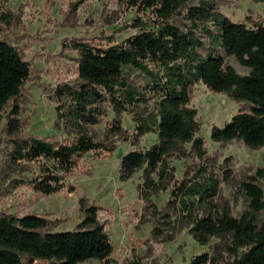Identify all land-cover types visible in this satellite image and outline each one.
<instances>
[{"label": "trees", "instance_id": "trees-1", "mask_svg": "<svg viewBox=\"0 0 264 264\" xmlns=\"http://www.w3.org/2000/svg\"><path fill=\"white\" fill-rule=\"evenodd\" d=\"M130 5L154 16L153 27L148 19H136L133 28L140 30L121 43L94 47L74 42L76 83L59 85L50 95L57 121L74 134L71 141L15 136L17 123L11 116L17 111L12 109L5 115L11 136L6 167L30 169L37 163L38 174L28 185L35 193L52 195L63 188V179L83 155L109 156L116 149L112 138L136 145L153 132L156 142L124 154L118 170L121 181L141 171L137 192L152 224L150 239L171 242L186 229L199 245L217 240L210 253L195 256L189 264H264V168L237 182L236 199L241 197L245 208L233 216L229 201L220 196V185L232 180L231 158L219 162L207 155L204 141L196 136V110L190 106L196 84L246 104L222 127L211 126L210 139L264 148V24L234 23L208 0H130ZM176 17L181 23L170 22ZM203 38L209 40L204 54ZM225 58L235 59L248 73L238 74ZM28 77V63L0 40V119ZM105 104L118 114L142 104L141 122L129 134L114 120L103 140L95 139L88 127L99 122ZM172 159L190 161L180 179L174 176ZM160 192L168 198L157 208L151 197ZM79 211L76 228L63 232L54 231L43 217L0 214V264H110L113 246L97 219L98 209L81 199ZM129 264L141 262L133 259Z\"/></svg>", "mask_w": 264, "mask_h": 264}, {"label": "rangeland", "instance_id": "rangeland-1", "mask_svg": "<svg viewBox=\"0 0 264 264\" xmlns=\"http://www.w3.org/2000/svg\"><path fill=\"white\" fill-rule=\"evenodd\" d=\"M216 9L234 23L249 21L263 23L264 4L253 0H208ZM139 13L130 5V0H0V40L15 47L29 65V77L20 96L5 108L0 119V214L22 217L35 215L52 222L56 232L72 231L81 220L79 203L95 206L97 219L104 226L113 246L110 264H129L137 259L141 264H189L195 256L210 253L217 242L212 239L206 245L197 244L182 229L171 242H154L150 239L151 222L144 203L137 192L141 183V171L130 179H119L121 157L130 151H144L156 142V134L146 133L136 145L111 140L115 151L87 153L77 162L75 168L63 179V188L56 194L35 193L28 181L38 174L37 163L30 169L7 168V153L11 136L8 134L5 115L12 109L11 116L17 123L15 136H31L38 139L71 141L72 132L57 121L56 103L50 98L59 85L76 83L77 53L74 42L94 47L118 44L137 33L133 28L136 19L142 23L154 16L147 11ZM249 19V20H248ZM171 23L179 24L176 17ZM204 51L209 40L202 39ZM223 54L221 50H217ZM240 75L248 70L239 66L233 58H225ZM190 106L196 110L199 131L196 136L204 141L207 155H214L218 161L231 158L232 180L220 185V196L229 201L233 216H239L245 208V201L236 199L235 187L244 174L256 168H264V148L252 150L240 141L217 143L210 139L211 126L222 127L246 104L230 100L224 94H213L202 84L192 89ZM144 108L136 104L120 114L108 104L102 106L99 122L88 127L89 134L103 140L110 124L119 121L121 129L132 133L141 122ZM189 160L172 159L174 176L180 179L184 164ZM262 188L264 191V183ZM168 198L167 192L151 197L157 208H162ZM33 264H47L36 261ZM80 264H99L86 261Z\"/></svg>", "mask_w": 264, "mask_h": 264}]
</instances>
